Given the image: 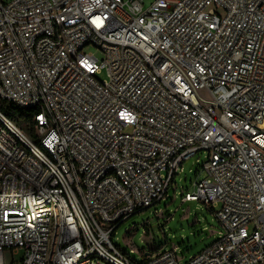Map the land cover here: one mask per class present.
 I'll return each instance as SVG.
<instances>
[{
	"label": "built area",
	"instance_id": "1",
	"mask_svg": "<svg viewBox=\"0 0 264 264\" xmlns=\"http://www.w3.org/2000/svg\"><path fill=\"white\" fill-rule=\"evenodd\" d=\"M143 3L0 0V264H264V0ZM199 155L218 237L113 244Z\"/></svg>",
	"mask_w": 264,
	"mask_h": 264
},
{
	"label": "rangeland",
	"instance_id": "2",
	"mask_svg": "<svg viewBox=\"0 0 264 264\" xmlns=\"http://www.w3.org/2000/svg\"><path fill=\"white\" fill-rule=\"evenodd\" d=\"M3 2L9 0H2ZM126 1V0H124ZM153 0H144L143 7L147 8ZM100 80L107 78L103 70L97 76ZM190 158L183 165V171L175 177L176 187L170 190L168 197L150 210L134 214L121 223L111 237L117 245L131 258L138 260L137 253L130 249L157 248L158 243L166 241V246H176L177 252L183 257L196 254L218 237L219 227L212 211L199 201L181 203L180 192L194 191L193 181L199 171L203 156ZM202 176V175H200ZM4 259L11 261V252L5 249ZM19 255L15 257V260Z\"/></svg>",
	"mask_w": 264,
	"mask_h": 264
},
{
	"label": "trees",
	"instance_id": "3",
	"mask_svg": "<svg viewBox=\"0 0 264 264\" xmlns=\"http://www.w3.org/2000/svg\"><path fill=\"white\" fill-rule=\"evenodd\" d=\"M0 110L5 113L17 126L29 135H33V113L31 110L22 109L13 103L0 99ZM157 248L166 246V241L156 244ZM170 246V245H169Z\"/></svg>",
	"mask_w": 264,
	"mask_h": 264
}]
</instances>
